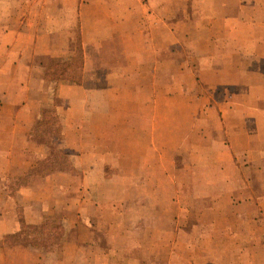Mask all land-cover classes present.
I'll list each match as a JSON object with an SVG mask.
<instances>
[{"label": "crops", "instance_id": "crops-1", "mask_svg": "<svg viewBox=\"0 0 264 264\" xmlns=\"http://www.w3.org/2000/svg\"><path fill=\"white\" fill-rule=\"evenodd\" d=\"M170 5L171 0H0V85L6 86L0 105L10 109L8 133L13 139L18 137L19 143L27 139L42 108L50 106L39 97L40 87L49 85L50 107L63 129L59 148L70 151L72 168L34 176L15 199L34 191L29 197L35 200L29 206L41 207L37 196L44 193L34 187L36 178L40 183L52 182L55 198L63 187L58 182L69 179L66 195L77 204L81 217L92 218L88 212L99 205V191L116 182H139L142 176L150 180L153 161L138 158L134 150L153 156L161 150L158 174L169 187L162 194L171 198L165 206H178L179 212L173 217L176 235L158 264H254L258 250L264 249V144L254 143L252 136L264 127V109L259 106L264 92H254L256 84H263L243 76L254 74L264 82V45H254L252 52L230 45L240 37V28H252L256 18H264V0H188L187 15L174 21L160 13ZM214 5L219 9L189 8ZM53 6L76 12L77 32L44 27L46 21L60 19L45 13ZM250 7L257 13L248 18ZM16 9L21 12L17 14ZM250 59L257 62V68L243 64ZM139 99L148 108H156L152 123L142 129L130 125L114 131L115 179L108 178L107 147L92 144L90 123L99 112L91 107L96 103L104 107L98 115L105 124L108 106ZM245 102H251L252 108L240 104ZM159 114L172 121L166 132H161ZM99 128L103 142V126ZM160 133L168 135L167 142L160 141ZM18 147L13 146L10 158L0 163L1 182L26 152L27 145L16 152ZM182 152L194 160L190 165L196 182L188 195L181 184L177 189L173 168L177 158H167V153L173 158ZM127 163L130 174L124 172ZM5 188L0 185V264L13 255H19L13 256L19 262L31 254L21 246H5L25 226L16 213L15 199ZM158 190L143 191L134 184L121 186L119 195L117 189L112 197H131L137 210L132 219L136 229L144 207L136 198L154 197ZM187 196L197 206L182 205L178 199ZM29 209L28 205L24 209L26 225L37 224L35 219L28 220ZM116 212L122 219L123 214ZM166 216L163 219L171 220Z\"/></svg>", "mask_w": 264, "mask_h": 264}, {"label": "rangeland", "instance_id": "rangeland-1", "mask_svg": "<svg viewBox=\"0 0 264 264\" xmlns=\"http://www.w3.org/2000/svg\"><path fill=\"white\" fill-rule=\"evenodd\" d=\"M187 1L171 0L170 6H166L163 12L159 11L166 19H172V21H174L181 15H187ZM189 8L191 11L205 9L203 11L206 12L211 8L214 10H216V8L219 9L218 5H214L213 7L190 6ZM21 9L24 11V6H21ZM15 11L17 14L21 12L19 9ZM262 12L264 13V10H262ZM45 13L53 17L59 16L60 18L58 21H46L44 26L46 29H65L77 32L76 12L70 10V8L60 9L53 6L48 8V11ZM256 13L253 7H250V9L246 11L245 16L248 18L254 17ZM254 23L255 25L252 26V28H240V37L236 38L234 42L231 43L230 46L232 48L250 49V52H252L254 45L258 43L264 45V18H256ZM126 28H129V26ZM243 33L245 35L244 37ZM246 35L250 36L247 37ZM78 64L79 61L77 60L75 65ZM243 64L248 67H258L257 62L253 59L245 60ZM256 74L258 75V73ZM247 76L248 75L243 76L247 81L263 84V86H258L256 84L254 90V92L263 93L264 82L261 79L258 80V78H255L254 74L252 76L250 75L249 78ZM260 77L262 76L260 75ZM236 78L239 77L236 76ZM5 88V85H0V93L4 91ZM27 88H31L32 90L36 89L35 87ZM51 93L52 89L49 85H45L39 89L40 99L50 106L52 105V102H50ZM133 102L134 103L130 101L125 103L118 102L115 108L113 106H108L109 114L105 120V124L100 122L102 119H100L98 115L104 110V107L100 106L98 103L91 107V110L99 112L96 116L92 117L90 123L91 128L94 130V134H91L92 144L99 143L102 145L103 143V145L107 147L106 152L111 161V167H108L105 172L108 178L115 179L114 163L118 151L112 149L111 142L112 139L116 137L114 131H116L117 128L128 127L130 125H137L141 129L150 127L153 120L151 114L156 108H148V103L144 100L139 99ZM234 104L239 105V103ZM240 104L246 105L247 109L248 107L252 108L249 106L251 102ZM50 106L42 108L39 119L43 120L45 118V116L42 115L44 110L51 112V114L55 112ZM259 106L261 109H264V102L260 103ZM160 109L163 110L162 103L160 104ZM52 116H49L51 124L53 125L48 141L45 142L43 140L46 138L47 130L43 128L44 125L38 128L37 121L34 127L31 128L30 133L27 134V139H23L19 143L18 137L13 139L12 135L8 133V129L11 128L10 109H5L3 105H0V120H3V127L1 129H4L0 130V163L3 159H5L6 162V160L10 158L13 152L11 149L13 146H19L16 148V152H18L19 148L22 150L27 145L26 152L22 153L23 156L18 159L15 166L10 167L9 177H7L4 182L0 181L1 187L2 184H4L11 198L15 199L20 188L26 186L34 176H46L54 170L72 171L68 161V153H70V151L59 148V144L62 140V123L56 116H53L54 119H56L54 121ZM158 121L159 126H162L161 132H166L164 129L172 122L170 119H165L163 114H159ZM101 126H103V131L101 132V134H104L103 142L99 141L98 134L100 131L99 127ZM128 136L130 135H127V138ZM167 138L168 135L166 133L159 134L160 141L167 142ZM146 139V137L143 138V140ZM140 141H142L141 138ZM252 141L258 144H264V127L260 130V133L252 136ZM125 152L129 153V150ZM133 152L137 154L138 158L148 157V160L150 159L153 161V164L149 167L150 180L146 181L142 176L139 182L129 184L116 182V184L113 183L106 189L99 191L96 197V200L100 201L99 205H96V209H90L88 212L92 218L81 217L77 213V204L72 202L70 194L66 195L65 190L66 185L70 182L69 179L58 182V185L63 187L60 189L59 196L55 198L52 196V182L48 183L42 181V183H40V180L36 178L33 183V185L36 184L34 187L41 189L37 191L44 193L42 197L37 196V199L41 202V207L38 206V204L29 206V203L35 200L33 196L29 197L34 191L25 193L28 196L21 195L18 201L15 199L16 213L18 218L24 222L25 226L19 233L12 234L11 238L5 242V246H21L29 250L31 254L23 255L26 257V260H21L19 262L13 258V256L19 257V255H13L5 264H158L159 260L162 261L164 254L169 252L170 248L168 244L173 241L176 235L173 217L179 212L178 206H165L166 201L171 200V198L162 194L166 193L164 191H166V189L168 190L169 187L168 183L164 182L162 176L158 174L157 162L159 158L158 155H162L163 152L161 150L156 151L157 155L154 156L148 155L144 150L141 151L140 149L134 150ZM185 153L186 152L176 154L173 158L172 155L167 153V158L171 159V161L177 158L178 162L176 163V167H173L174 175L179 180L177 189L181 184L184 193L188 195L190 191L194 189L196 181L193 180L190 165L194 163V160H189L188 153ZM153 165H155V167H152ZM130 169L131 165L127 163L124 167V172L130 174ZM91 182L94 181L92 180ZM134 184H136V186H141L143 191L160 189L158 192L154 191V194H156L154 197L136 198V201L140 202L142 207L144 206L140 210L143 211L141 214L143 220L136 229L132 223V219L136 217L135 211H137L134 207L136 205H132L134 201L131 197L120 199L118 197H112L117 189H119L117 192L119 195L121 186H128L130 188L134 186ZM2 195L3 194L0 193V198ZM178 200L182 205L197 206L195 199H193L194 202H191L192 199L189 196L184 199L179 198ZM118 201L125 202L115 204V202ZM198 203L204 207L206 206L204 203ZM80 204L78 205L79 208H81ZM27 205L28 209L30 208L28 220L34 222L35 219L38 221L37 224L26 225L27 222L24 220V209ZM116 210L123 214L122 219L118 216ZM163 215H167L166 217L171 218V220L166 218L163 219ZM115 226L116 228H114ZM258 253V259L254 264H264V249L261 248V250H258ZM149 257L154 260L150 261Z\"/></svg>", "mask_w": 264, "mask_h": 264}, {"label": "trees", "instance_id": "trees-1", "mask_svg": "<svg viewBox=\"0 0 264 264\" xmlns=\"http://www.w3.org/2000/svg\"><path fill=\"white\" fill-rule=\"evenodd\" d=\"M53 112V111H52ZM51 112L49 111H46L44 110L42 115L45 116V118L42 120V119H39L38 122H37V127L40 128L41 125L43 128H45V130H47V133H46V138H44L43 140L46 142L48 141L49 137H50V134H51V127L53 124H51V120L49 119V116H56L55 113L53 112V114H51ZM52 116V119L55 121L56 119H54V117ZM56 118L59 120V118L56 116ZM46 119V120H45ZM42 120V121H41Z\"/></svg>", "mask_w": 264, "mask_h": 264}]
</instances>
